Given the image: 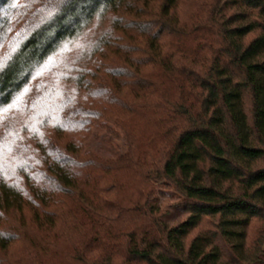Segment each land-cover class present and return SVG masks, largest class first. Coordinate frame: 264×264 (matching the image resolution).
Listing matches in <instances>:
<instances>
[{
	"label": "trees",
	"instance_id": "16d2710c",
	"mask_svg": "<svg viewBox=\"0 0 264 264\" xmlns=\"http://www.w3.org/2000/svg\"><path fill=\"white\" fill-rule=\"evenodd\" d=\"M96 129L127 152L86 151ZM255 222L264 0H0V264L252 263Z\"/></svg>",
	"mask_w": 264,
	"mask_h": 264
},
{
	"label": "rangeland",
	"instance_id": "374dc122",
	"mask_svg": "<svg viewBox=\"0 0 264 264\" xmlns=\"http://www.w3.org/2000/svg\"><path fill=\"white\" fill-rule=\"evenodd\" d=\"M182 10L187 16H191L194 12L192 8L188 7V5L182 6ZM106 28L107 26L104 22L95 25L87 34V38L84 42L76 41L66 47V56L67 54L69 55V52H72L78 57V53H81L83 49L85 50L86 48L91 47L90 45L94 43L93 41H95L101 33L105 32ZM133 126V132L141 136L151 133L152 130L151 127H148L142 120H135ZM113 135L114 134H107L96 129L94 136L86 143V151H92L103 158H117L124 155L129 146L127 136L123 133H121L120 138L119 135ZM163 189V186H158V192ZM158 197L160 205L167 212L165 221L169 225H174L178 220L181 221L188 217V214L183 210V203L180 198L169 196L164 197L160 195V193H158ZM216 227L217 221L211 219L209 222H205L200 229L196 230L191 238L195 237L200 231L215 232L217 231ZM248 234L247 250L250 255L257 256L258 260L257 262H246L245 264H264V226L261 222H255L248 230ZM226 249L229 253L232 252V247L230 245Z\"/></svg>",
	"mask_w": 264,
	"mask_h": 264
}]
</instances>
